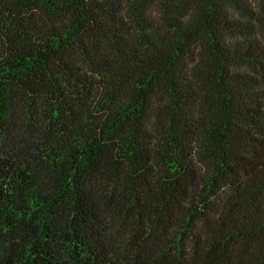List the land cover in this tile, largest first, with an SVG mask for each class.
Here are the masks:
<instances>
[{
	"label": "trees",
	"instance_id": "16d2710c",
	"mask_svg": "<svg viewBox=\"0 0 264 264\" xmlns=\"http://www.w3.org/2000/svg\"><path fill=\"white\" fill-rule=\"evenodd\" d=\"M0 264H264V0H0Z\"/></svg>",
	"mask_w": 264,
	"mask_h": 264
}]
</instances>
